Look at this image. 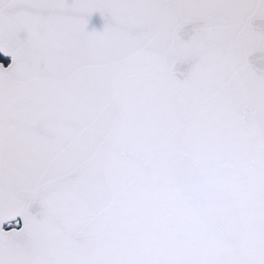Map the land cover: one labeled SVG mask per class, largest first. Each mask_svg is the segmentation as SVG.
Returning <instances> with one entry per match:
<instances>
[{
    "label": "snow or ice",
    "instance_id": "1",
    "mask_svg": "<svg viewBox=\"0 0 264 264\" xmlns=\"http://www.w3.org/2000/svg\"><path fill=\"white\" fill-rule=\"evenodd\" d=\"M0 264H264V0H0Z\"/></svg>",
    "mask_w": 264,
    "mask_h": 264
}]
</instances>
